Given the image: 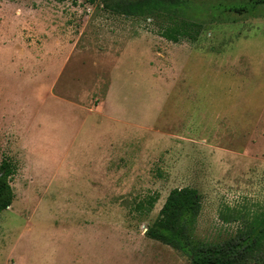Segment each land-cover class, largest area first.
I'll return each instance as SVG.
<instances>
[{"label": "rangeland", "instance_id": "rangeland-1", "mask_svg": "<svg viewBox=\"0 0 264 264\" xmlns=\"http://www.w3.org/2000/svg\"><path fill=\"white\" fill-rule=\"evenodd\" d=\"M251 2L126 16L0 0V162L16 169L0 264H189L145 234L185 186L201 197L198 239L250 228L264 212V6ZM168 15L197 38L161 37Z\"/></svg>", "mask_w": 264, "mask_h": 264}, {"label": "trees", "instance_id": "trees-1", "mask_svg": "<svg viewBox=\"0 0 264 264\" xmlns=\"http://www.w3.org/2000/svg\"><path fill=\"white\" fill-rule=\"evenodd\" d=\"M62 2L64 0H55ZM77 2L78 0H71ZM91 4L99 2L113 13L126 16L137 15L159 0H85ZM264 6V0H253L250 7ZM247 7L236 5V11ZM200 32V25L168 15V21L160 31L161 37L172 42L181 38L194 41ZM15 165L8 158L0 162V213L7 209L14 192L11 179ZM201 210V197L194 187L173 188L167 195L157 217L148 226L145 234L169 245L186 256L189 264H256L258 251L264 244V212L256 217L249 229L239 231L235 236L221 242L200 240L195 235L197 217Z\"/></svg>", "mask_w": 264, "mask_h": 264}]
</instances>
